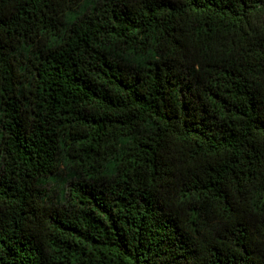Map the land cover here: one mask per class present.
Here are the masks:
<instances>
[{"label":"trees","instance_id":"trees-1","mask_svg":"<svg viewBox=\"0 0 264 264\" xmlns=\"http://www.w3.org/2000/svg\"><path fill=\"white\" fill-rule=\"evenodd\" d=\"M0 264H264V0H0Z\"/></svg>","mask_w":264,"mask_h":264}]
</instances>
